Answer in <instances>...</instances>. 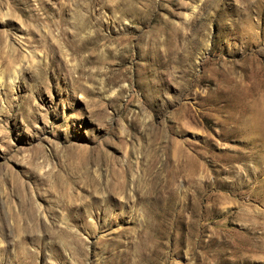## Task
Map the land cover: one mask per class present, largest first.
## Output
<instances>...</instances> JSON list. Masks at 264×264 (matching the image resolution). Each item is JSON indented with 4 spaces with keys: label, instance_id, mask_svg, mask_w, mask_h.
Segmentation results:
<instances>
[{
    "label": "rangeland",
    "instance_id": "374dc122",
    "mask_svg": "<svg viewBox=\"0 0 264 264\" xmlns=\"http://www.w3.org/2000/svg\"><path fill=\"white\" fill-rule=\"evenodd\" d=\"M0 264H264V0H0Z\"/></svg>",
    "mask_w": 264,
    "mask_h": 264
},
{
    "label": "bare ground",
    "instance_id": "6f19581e",
    "mask_svg": "<svg viewBox=\"0 0 264 264\" xmlns=\"http://www.w3.org/2000/svg\"><path fill=\"white\" fill-rule=\"evenodd\" d=\"M108 207V206H107ZM87 212V211H86Z\"/></svg>",
    "mask_w": 264,
    "mask_h": 264
}]
</instances>
